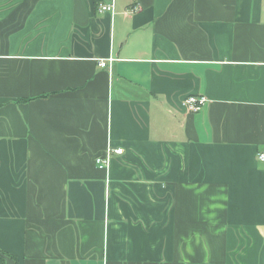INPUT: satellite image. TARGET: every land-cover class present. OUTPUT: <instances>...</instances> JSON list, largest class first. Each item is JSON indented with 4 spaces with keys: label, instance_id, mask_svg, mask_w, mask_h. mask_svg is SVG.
<instances>
[{
    "label": "crops",
    "instance_id": "1",
    "mask_svg": "<svg viewBox=\"0 0 264 264\" xmlns=\"http://www.w3.org/2000/svg\"><path fill=\"white\" fill-rule=\"evenodd\" d=\"M261 152L264 0H0V264H264Z\"/></svg>",
    "mask_w": 264,
    "mask_h": 264
},
{
    "label": "built area",
    "instance_id": "2",
    "mask_svg": "<svg viewBox=\"0 0 264 264\" xmlns=\"http://www.w3.org/2000/svg\"><path fill=\"white\" fill-rule=\"evenodd\" d=\"M97 12L101 13H114V3L111 1L110 3H100L97 8ZM113 60L106 59L103 61H100L99 65L103 68L108 67V64L112 62ZM206 103V98L204 96L199 95H188L185 97L182 101V107L186 110L187 113L193 114L198 113L201 111V109L204 107ZM123 152L122 149L116 148L112 149L111 147H108L104 157H99L95 159V163L97 167L101 170L107 171L109 168V163L113 155H121ZM258 160L261 163H264V152H261L258 154ZM108 183V181H106Z\"/></svg>",
    "mask_w": 264,
    "mask_h": 264
},
{
    "label": "trees",
    "instance_id": "3",
    "mask_svg": "<svg viewBox=\"0 0 264 264\" xmlns=\"http://www.w3.org/2000/svg\"><path fill=\"white\" fill-rule=\"evenodd\" d=\"M0 263H3L2 253H0Z\"/></svg>",
    "mask_w": 264,
    "mask_h": 264
}]
</instances>
